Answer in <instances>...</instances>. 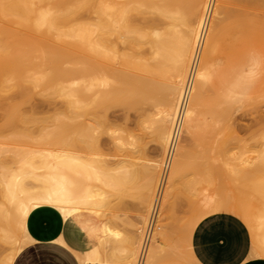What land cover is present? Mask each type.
Instances as JSON below:
<instances>
[{
  "label": "rangeland",
  "instance_id": "374dc122",
  "mask_svg": "<svg viewBox=\"0 0 264 264\" xmlns=\"http://www.w3.org/2000/svg\"><path fill=\"white\" fill-rule=\"evenodd\" d=\"M6 1L8 5L6 2L4 5L7 7L5 6L4 9L3 6L4 10H0V42L11 46V56L14 59L23 56L24 67L19 70L11 68L12 85L1 99L3 107L0 108V174L14 171L18 173V176H22V183L27 189L39 190L42 185L41 177L47 176L50 172L48 163L55 160L57 154L79 153L90 161L92 160L94 164L92 176L89 179H84L82 184L84 187H89L94 193H101L103 197L99 200L97 194L95 196L94 202L96 205H102V210L105 211L104 213L95 212V216L121 232L118 238L110 237L101 243L99 252L102 262L96 264H116L117 262L114 263V261L138 264L139 258L143 257L140 256L142 244L152 241L148 240L150 234L147 233V223L149 224L148 221H150L152 207L158 192L165 191L164 194L162 193L164 197L163 201L161 200V208L154 226L155 236L159 240L155 246L157 248L154 247L153 252L155 263L160 257L157 264H196L195 257L190 252L186 241L191 221L197 214L201 220L209 214L224 212L218 210L201 216L200 209L210 210V208L204 209V201L201 202L204 197L206 198L204 200L213 199L229 208L233 198L245 196L250 198L253 203L260 202L261 207L259 208L264 209L262 206L264 205V188L259 189L255 186L259 184L258 177L264 181V169L249 171L254 168L253 165L249 169V167L245 168L240 164L246 158L249 160L253 158V161L258 162V153L264 151V79L256 84L242 108L228 110L221 107L219 109L220 84L218 80L216 79L215 82L211 79V81L208 80V83L206 82L204 105H209L201 107L202 114L200 116L201 122H204L203 120L206 122L202 124V130L199 133L189 134L184 131L179 146H187L185 162L189 161V165L185 164V174L179 188L177 189L176 186L173 188L170 186V174L174 161L168 170L169 159L167 164L164 163L167 147L160 135L162 132L159 129V118L162 116L161 111L166 106L162 96L165 88L169 84L173 90L178 75H183L179 65L181 62L176 64V60L170 59V57L168 60L163 59L160 63L155 62V71L150 74V83L153 82L151 85L154 86L152 88L148 86L150 89L144 88L145 91L147 90V92L144 90L142 92L144 95L147 93L145 98L141 95L143 97H138L135 101L131 98L128 100L129 97L126 100L124 99L127 97L125 95L123 101L122 96L118 95L121 99L117 97V99L111 100L105 108L106 110H103V113H98L96 119L100 118L96 122L94 121L98 131L94 133L96 139H92V147L72 144L71 139L77 134L74 131L75 126L74 129L71 128L75 122L67 120L70 125L67 124L68 127L65 126V129L59 121V118H63L67 111V97L66 93L62 91L60 84L62 80H60L59 73L65 67H78L83 65V62H88L91 54L88 49L89 45L85 43L86 38L82 37L83 40L80 35H72V32L69 35V31L68 34L63 32L58 34L55 29L51 30L45 26L35 25L34 15L36 12L28 11L27 8L28 5L36 8L40 3L39 0H32V2L30 0ZM211 1L169 0L170 10L174 13V17L169 18V23L171 22L173 25V22L176 21L175 15L184 17L183 21L185 19L186 22L178 24V29H181L180 32L182 31L184 34L183 30L187 31V27L195 29L197 26L196 29H198L201 19L205 15L204 12L206 11L207 15L210 11L207 15L208 18L210 16V25L215 18V8L219 4V0ZM239 1L224 6L218 19L215 20L217 23L221 20L222 25L214 51L217 69L220 72L224 71L222 78L230 69L240 64L249 51L256 50L264 53V7L260 5L261 0ZM207 3H210V7L205 10ZM90 13L85 8L80 10L77 17L83 21L90 20L95 16L94 13ZM189 20L192 22L191 27L190 23L187 24ZM90 37L93 38L94 35ZM179 42L178 44L181 46V40ZM45 46H49V48L61 46V48L70 51L66 56L54 58L43 50ZM146 47L147 45H144V48H141L142 52L150 54L149 48ZM194 47L193 42L188 68L183 75L185 79L182 82L183 86L188 76ZM175 49L177 48L175 47ZM178 49L180 48L178 47ZM84 54L89 56L88 59L83 56ZM117 58L119 60V57ZM0 60H2L1 57ZM134 71L133 73L138 76L144 74L139 70ZM35 79H39L40 85L35 86L33 83ZM66 82L69 83V81H63L62 84H68ZM113 85L118 88L121 84L115 80ZM159 87L162 89L160 90ZM22 90L24 92L26 90L29 94L25 95ZM170 91L169 99L172 97V91ZM8 102L17 103L21 117L11 120L7 118ZM176 103L178 104V100ZM92 116L93 114H88V111L84 110L83 116L79 120H96ZM172 127L173 123L170 127L171 130ZM32 152L35 153L32 154ZM176 152L178 154L179 151ZM109 174H118L120 180L112 184L106 178ZM249 182L252 183L251 190L247 188ZM159 187L161 188L159 189ZM242 192L247 195H243ZM198 207L202 208L197 210ZM12 209L11 202L3 196L0 186V228L8 226ZM255 218L257 217H253V224L257 228L258 223H255ZM253 219L249 222L252 223ZM258 220L262 221L257 219V222ZM253 224L248 225L253 247L257 248H253L255 250L253 252L256 255V252L259 251L257 255L264 256V249H260L261 246L259 247V242L256 241L261 239L260 235L262 234L260 232L258 234ZM258 225L260 228L258 230L262 233L260 223ZM16 233L21 251L28 243V239L21 227H17ZM64 236L67 237L68 234L66 233ZM66 240V243L71 246L70 241L67 238ZM13 248L14 245L11 244H0V257L5 256ZM132 250L134 253L131 252ZM119 252L124 255L120 257ZM104 254L107 257L109 255L112 259L105 258ZM78 257L83 264L82 257L80 255ZM119 257H123L125 260L123 261V258ZM142 263L140 262V264Z\"/></svg>",
  "mask_w": 264,
  "mask_h": 264
},
{
  "label": "bare ground",
  "instance_id": "6f19581e",
  "mask_svg": "<svg viewBox=\"0 0 264 264\" xmlns=\"http://www.w3.org/2000/svg\"><path fill=\"white\" fill-rule=\"evenodd\" d=\"M39 1L40 3L36 8H33L31 5H28L27 8L28 11L36 12V14L34 15L35 25L45 26L51 30L55 29L58 31V34L60 32L67 33L69 31V35H71L72 32V35H80L81 38L85 37V43L89 45L88 49L90 50L91 58L88 60V62L85 61L82 63L83 65H79L78 67H65L59 73L60 80H62L60 82L63 83V81H69V83L66 82L68 84L60 83L62 86V91L66 93L67 111L63 118H59V121L61 125H64V128L65 126L68 127L67 124L69 123L67 122V120L76 123H73V126L71 125V128L73 129L75 126L74 131L77 132L75 137L71 139V143L73 141L72 144L75 145L77 143L85 145L84 147L91 146L92 139H96L94 137V133L95 131H98V127H96V125L94 124V121L96 122L100 118L99 117L98 119H96L98 113L106 110L105 108L107 107L108 103L111 100L117 99L118 95L122 96V99L126 95L127 97H125L124 99L127 100V98L129 97L128 100L131 98V100L134 99V101L137 100L138 97L142 98L144 96L145 98V95H147V93H145V95L144 93L142 94L143 90L144 92H147V90L145 91L146 88H149L150 86V88H152V86H154L151 85V83L153 84V82L150 83V74H153L155 71V62L160 63L163 61V59L168 60L170 57V59L172 58L176 60V64L178 62H181L179 65L181 66V71H183L184 75V72H186L188 68L189 56L192 49V43L194 42L195 47L194 51L192 52L193 54L188 70V76L186 78L184 86L182 85L184 76L181 74L178 75L179 77L177 79V83L173 86L174 91L168 84V86L165 88V92H163L164 94L162 95L164 97L163 100H165L166 106L163 111H161L162 116L159 118V129L162 132L160 135L163 138L164 145L167 147L165 154V159L167 160L164 159V163L167 164L166 162L169 159L168 170L174 161L173 167L171 166L172 168L170 174V186L173 188L176 186L178 189L179 184L183 180L185 174V164L189 165V161L187 163L185 162V153L187 150V146H179V142L184 131L189 134L201 132L202 124L206 122L205 120H203L204 122H201L200 117L202 114L201 107L204 105L205 98L204 86L206 82L208 83L209 81H211V79L215 80V82L217 79L219 84H221L222 74H224V71L220 72L217 69L214 59V51L218 42L219 29L221 28L220 26H222L221 20H219L218 22L219 25L217 22H215V20L218 19V15L221 14L224 6L228 5L231 2L239 0H219V4L217 8H215V18L210 25V16L209 18L207 17L210 11L207 15L205 11V15L201 19L200 24L198 23L199 28L196 29L197 26L195 29H193V27L191 29L187 27V31L186 29H182L183 31H185V33L183 32L184 34H182V31L180 32L181 29H178L179 23L186 22L185 19L183 21L184 17L175 15L176 21L173 22V25L171 22V24L169 23V18L171 16L174 17V13L171 12L169 7V0ZM5 2L7 3L6 0H0V10L3 9V6L4 9L7 7L6 5H8V3L4 5ZM30 2H32V0H30ZM210 3H207V9L205 10L209 9ZM260 5L261 7H264V0H261ZM85 8H87V10L91 12L90 14L94 13V20H92L93 18H91L90 20L83 21L77 17L80 10ZM187 24H189L190 26L192 24L191 20L187 21ZM91 35H94V37L91 38ZM180 40L181 46L180 44H178L180 43ZM174 43L176 44L173 45ZM144 45H147L150 50V54L142 52L141 48H144ZM174 46L177 49H175ZM178 47L180 49H178ZM43 50L48 53L50 57L54 58H61L63 56H66L70 51L69 49L61 48V46L51 48H49V46H45ZM11 54V46L7 43L0 42V57L2 58V60H0V108L3 107V102L1 99L4 96V93L12 85L11 80L13 79V77L11 75V68L19 70L24 67L22 58L23 56H19V58L14 59ZM83 56L87 59L89 57L87 54H84ZM117 57H119V60ZM132 69L144 72V76L136 75L139 73H136L133 70L136 73L134 74L133 71H131ZM151 77L153 76L151 75ZM115 80L119 81L121 84L118 88L114 87L113 85ZM33 83L35 84V86L40 85L39 79L33 80ZM161 89L162 88H160V90ZM169 90L172 91H170L172 93V97H170V99L172 98L171 100L169 99ZM22 91L25 95L29 94V92H27L26 90L25 92L24 90ZM141 95L143 96L141 97ZM177 100L178 104L176 103ZM84 110L85 112L88 111V114H93L92 118H95L96 120L90 119L89 117V119L92 121H80L79 119L81 118V116H83ZM6 116L9 120L21 117L17 109L16 102H8L6 108ZM172 123L173 127L171 130L170 127ZM165 128L167 129L166 131L164 130ZM176 151H179L178 154ZM33 153L35 152H32V154ZM257 156V159H259L258 162H256L255 160L254 162L253 158L252 160L246 158L243 159L240 164L245 168L249 167V169L253 165L254 168H251V170L248 169L249 171H253L255 169L261 170V168L264 169V151L258 153ZM48 165L50 168V172L47 174V176L41 177L42 185L39 190L27 189L22 183V176H18V173H15L14 171H12L11 173L2 172L0 174V186L2 187L3 196L9 202H11L13 207L9 215L8 226L0 228V244L14 245V248L9 253L5 254V256L3 257H0V264H13L17 253L21 249V246L18 243L16 229L17 227H21V229L25 233L26 238L29 240V235L26 230L25 224L26 217L31 209L41 204H51L57 207L63 213L67 221L66 233L68 234L67 237L63 236V241L66 243L67 238L71 243L70 247L74 251L77 250L75 251L77 253L78 251L81 252H79L78 254L82 257L83 264H96L97 262L101 263L102 259L99 252V246L104 240L106 241L108 238L110 239V237L118 238L121 235V232L113 229L108 223L100 221L95 216V212H105L102 210V205H96V203L94 202L95 196L97 194L99 200L103 197L101 196V193H94L93 190H91L89 187H84L82 184V181L84 179H89L92 176L94 167L92 160L90 161L85 156L79 153H59L56 155V159L49 162ZM155 167H157V165H155ZM187 170H189V168ZM106 178L112 184H115L120 180L118 174H109ZM234 178H236L235 175ZM251 178H253V176H251ZM257 181L259 182V184L255 185L256 188H264V181H262V179L259 177ZM249 183L247 188L251 190L252 187L250 188V185L252 183ZM160 188L161 187H159V189ZM164 192H158V194L156 195L152 207V214L149 218L150 221H148L149 224L147 223V233L149 232L150 234V236L149 234H147L150 237L148 240L150 241L151 239L152 241L151 243H148L144 239V241L147 243L146 245V243L144 244L142 240L143 244L140 250V256L143 257L139 258L138 264H140V262H143L142 264L155 263L153 252L155 250L154 247L157 245V242H159V240L155 236L154 226L156 224L158 212L161 208L160 203L164 197ZM170 193L171 191L169 192V194ZM244 194L246 193H243V195ZM204 199L206 198L204 197ZM204 199L201 200V202L204 201V209L210 208V210L205 211L202 207H198L197 210L202 208L200 209L201 213L197 211L199 214H201V216L207 214L208 212L221 210L224 212L233 213L243 218L247 225H252L254 223L253 217H257L255 218V223H260V227L263 232L261 233V231L258 230L260 229L258 224L257 228L253 224L255 230L258 231V234L259 232L260 234H262L260 235L261 239L256 240L255 238V240L259 242L258 245L259 247L261 246L260 249H264V209L262 210L259 208L261 207V205L259 204L260 202L253 203L250 198L240 196L237 198H233L231 200L229 208H227L219 201L217 202L213 199ZM260 199L262 200L261 197ZM263 203L261 202V204ZM262 206L264 207V205ZM252 219L253 222L250 223ZM257 219H260L262 221L258 220L257 222ZM199 220L200 217H198L197 214L195 219H193V221H191L189 225L190 232L186 237V241L189 246L190 252L192 233ZM253 232L254 230L252 231V233ZM254 234L255 233H253V236ZM131 252L134 253V250H132ZM257 253L259 254V251L256 252V255ZM109 254L111 255V253ZM122 255L124 254H121L120 257ZM104 257L110 258L109 255L108 257L106 255ZM158 258L160 259V257ZM159 259H157V263L160 261ZM124 260L125 259L123 258V261ZM114 263L120 264L122 262L118 263V261H114Z\"/></svg>",
  "mask_w": 264,
  "mask_h": 264
},
{
  "label": "crops",
  "instance_id": "0c3cea01",
  "mask_svg": "<svg viewBox=\"0 0 264 264\" xmlns=\"http://www.w3.org/2000/svg\"><path fill=\"white\" fill-rule=\"evenodd\" d=\"M25 224L29 240L13 264H82L79 254L63 241L67 221L57 207H34ZM191 252L196 264H264V256L253 254L248 225L230 212H215L197 223Z\"/></svg>",
  "mask_w": 264,
  "mask_h": 264
},
{
  "label": "clouds",
  "instance_id": "9594fccd",
  "mask_svg": "<svg viewBox=\"0 0 264 264\" xmlns=\"http://www.w3.org/2000/svg\"><path fill=\"white\" fill-rule=\"evenodd\" d=\"M264 79V53L249 51L244 60L222 78L219 105L222 109H239L251 96L256 84Z\"/></svg>",
  "mask_w": 264,
  "mask_h": 264
}]
</instances>
